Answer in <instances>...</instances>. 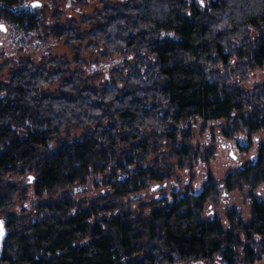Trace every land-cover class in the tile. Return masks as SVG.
Wrapping results in <instances>:
<instances>
[{"label":"trees","instance_id":"obj_1","mask_svg":"<svg viewBox=\"0 0 264 264\" xmlns=\"http://www.w3.org/2000/svg\"><path fill=\"white\" fill-rule=\"evenodd\" d=\"M53 1L64 11L60 0ZM15 2L17 0H5L9 5ZM77 3L84 6L85 0H77ZM108 7L103 3L104 9ZM3 13L11 15L0 11V15ZM99 14L98 6L79 16L65 17V12H57V25L49 33L57 39L65 33H75L74 37L68 36L62 41L74 52L70 60L64 54H49L39 62L31 57L21 58L20 66L14 68H7V59L0 63V89L16 93L15 97L9 95L0 99V121H4L0 123V144L4 145L0 149V219L6 228L2 263L189 264L218 258L223 264L264 261V194L250 193L245 219L233 208L222 218L204 215L206 203L220 194L221 184L228 191L264 185V144L258 147L253 164L249 162L241 171L229 172L220 181L208 176L210 180L196 192L190 185L194 164L207 163L214 153L212 148L191 142L193 126L200 123L204 128L208 121H221L209 125L208 129L220 132L227 140L236 137L238 132L245 133L247 140H251L252 133L264 130V82L243 89L239 82L229 84L220 69L206 72L204 65L195 61L169 68L168 54L171 52L174 56L177 52V45L169 43L154 49L160 58L161 72L168 77L155 90L163 92L171 106L163 111L161 119L167 121L170 117L173 121L163 133L154 129L143 133L139 129L116 132V117L121 121L119 127L123 128L131 126L135 113L131 109H116L112 113L111 104L104 105L101 101H94L92 106L104 109L103 114L110 117L108 123L105 125L98 120L96 129L91 132L85 129L73 135L67 130L56 135L53 149H48L47 144L54 132L59 133L58 127L44 131L28 129L27 135L12 130V123H22L24 118L33 119L35 124L51 123L50 117H39L40 104L33 110L24 101L30 89L16 81L25 80V73L30 76L25 81L28 85L37 77L47 81L64 73L55 91L39 92L41 103L50 98L71 101L81 98L85 91L97 94L101 90L91 77L82 78L81 85H74L78 89L75 93L62 90L64 85L73 84L76 74L82 71L71 65L85 60L78 54L93 45L87 37L105 26L99 21L89 24ZM198 17L195 6L191 18L177 17L175 30L183 41L178 47L195 55L197 61L202 53H208L205 58L215 63L216 58L209 51L213 42L196 43L207 31V25ZM250 22L259 26L258 21ZM222 37V33L217 34V39ZM73 38L86 42L72 45ZM215 47L227 66L231 54L224 52L219 43ZM236 54L239 59L230 71L239 72L244 80L251 69L264 65V30L247 48L238 47ZM57 62L60 66L48 67ZM29 64L35 71H30ZM5 76L7 79L2 78ZM196 77H200L199 81ZM102 90L108 91L107 83ZM116 99L123 103L122 96ZM135 102L141 103L139 98ZM157 107L159 103L155 100L151 105H144L139 109L143 113L141 119ZM181 121L185 122L183 128L179 127ZM97 133L106 140L97 139ZM129 165H132L131 170ZM185 169L190 182L181 184L179 173ZM120 172L125 174L122 179L117 178ZM28 175L34 177L31 183L25 179ZM172 180L176 184L171 187ZM102 186L104 191H100ZM154 187L163 193L158 198L148 191ZM76 188H80L82 194L76 193ZM142 192L146 195L141 196ZM224 220L229 227L224 226ZM257 235L259 240L255 238Z\"/></svg>","mask_w":264,"mask_h":264},{"label":"clouds","instance_id":"obj_2","mask_svg":"<svg viewBox=\"0 0 264 264\" xmlns=\"http://www.w3.org/2000/svg\"><path fill=\"white\" fill-rule=\"evenodd\" d=\"M103 3H107L109 7L104 9ZM45 4L47 9L44 11L50 14L53 7L56 6L53 4V0H17L10 5L5 3V0H0V11L6 10L15 14L20 9H26L31 13L36 9H43ZM60 4L64 9L65 17L79 16L82 12H91L93 7L98 6L100 14L96 15L94 21H89V24L99 21L105 25L102 30H96L93 35L87 37L88 40L93 41V45L84 52L86 60L71 65V67L80 68L82 71L76 74L73 84L64 85L62 90L66 93H75L78 89L74 85H81L82 78L89 77L94 78V82L101 90L97 94L85 91L81 98L71 101L50 98L41 103L39 92L44 89L55 91L59 87L61 76L64 73L54 75L47 81L37 77L32 80L31 85L25 83L30 79L28 73H25V80L18 79L16 81L30 89L24 97V101L31 105L33 110H37V104H40L39 117L41 119L50 117L51 123L35 124L33 119L24 118L22 123H12V130L16 134L27 135L28 129L39 128L44 131L50 128L54 130L58 127L59 133L54 132L53 138L48 141V149H53L56 146V135L64 134L67 130H71L73 135H79L85 129H88L89 132L95 130L98 120H102L105 125L108 123L110 117L103 114V108L93 107L94 101H101L104 105L111 104L112 113H115L116 109H131L135 113L136 118L131 126L125 125L123 128L119 127L121 121L117 116L116 132H132L134 129H139L143 133L154 129L158 133H163L167 124L173 123V121L170 117L167 121L161 119L163 111L170 109L171 106L169 98L163 92L155 90L165 83L168 77L161 72L160 58L154 49L162 48L169 43L177 45L176 54L174 56L171 52L168 54L170 58L167 66L169 68L175 65H187L189 62L195 61L204 65L206 72L213 68L220 69L229 84L239 82L248 88L252 87L254 80L251 77L242 80L239 72L232 73L230 69L236 67V62L239 59L236 49L238 47L247 48L249 42H254L260 32L264 30V0H85L84 6L78 5L77 0H60ZM193 6L199 11L197 19L207 25V31L197 38L196 43H200L201 40L213 42L209 51L211 56L216 58L215 63L205 58L208 53H202L197 61L195 55L178 47L183 41L175 30V25L178 23L177 17L191 18ZM110 17L111 19H109ZM252 20L258 21L259 26L251 23ZM53 22L54 18L50 15L46 17L44 14H40L38 20L40 27L26 31L28 24L26 18H23L24 27H22L19 24L10 23L3 15H0V25H2L0 27V63L7 59L9 61L7 68H14L20 66L21 56H32L35 61L39 62L42 57H48L50 53L55 54L63 39L68 36L74 37L75 33H65V36L59 39L55 37L38 38L44 35L43 25H51ZM218 33H222L223 37L217 39ZM130 41L134 42L130 43ZM85 42L74 38L71 40L72 45ZM217 43L222 45L224 52L231 54L227 66L217 55L215 47ZM58 66H60L59 62L48 65L50 68ZM28 67L30 71H35L31 64ZM46 75L47 72H45ZM2 78L7 79L6 76ZM199 79L200 77H196L197 81ZM105 83L108 85L106 93L102 90ZM148 87H152L154 90H142ZM129 92L131 94H126ZM9 95L15 97L16 93H9L8 89H0V99ZM118 95L122 96L123 103L116 99ZM33 97L37 99L33 100ZM136 98H139L140 104L135 102ZM153 100L159 103V107L154 109L148 117L141 119L143 113L139 109L144 105H151ZM235 114V112L232 113L233 116ZM0 123H4V121H0ZM211 123L219 124L221 121H211ZM179 127H185V122L181 121ZM113 134L115 135V132ZM217 136H220L219 132ZM236 136L244 138L243 133L238 132ZM97 139L106 140L98 133ZM204 143H208V140L206 139ZM3 147L4 145L0 144V149ZM239 156L240 153L237 152L236 156H233L228 163L235 161L237 166L240 165L243 161L238 158ZM251 156H255L254 149ZM131 167L132 165H129V170ZM124 175L123 172H120L117 178L122 179ZM182 175L184 179L181 184H187V169ZM205 178L201 175L194 183V188L199 189L201 180ZM25 179L31 183L34 177L28 175ZM169 183L176 184V181L172 180ZM164 187H168V185H164ZM220 188L223 190V184L220 185ZM100 191H104L103 186ZM148 191L156 195L157 198L159 197L155 188H149ZM75 192L81 193V189L76 188ZM257 192L264 194V185ZM140 195L145 196L146 194L142 192ZM220 199L225 204L229 203L223 199V196ZM168 200H172L171 195L168 196ZM16 210L19 211V208ZM72 212H75V209H72ZM211 214V211L206 208L204 215ZM224 226L226 228L230 226L227 220H224ZM4 234L2 221H0V253L3 252ZM255 238L260 239L258 235ZM84 242L86 241H81V243Z\"/></svg>","mask_w":264,"mask_h":264},{"label":"rangeland","instance_id":"obj_3","mask_svg":"<svg viewBox=\"0 0 264 264\" xmlns=\"http://www.w3.org/2000/svg\"><path fill=\"white\" fill-rule=\"evenodd\" d=\"M21 51H23L21 49ZM85 50H81L80 54L78 56L83 57L86 60V57L84 55ZM52 54V53H50ZM64 54L65 58L71 59L74 55V52L70 51L68 47L63 45V42H61L59 50L55 52L53 55H59ZM24 57H31L32 56H21V58ZM252 78L254 80L252 87L264 82V65L261 67H256L251 69L247 74L244 80H247L248 78ZM239 86L243 89H250L245 84L239 83ZM251 87V88H252ZM208 125L204 128L200 125V123H197L193 126V137H192V143L203 145L206 148H212L213 150V156L209 158V161L207 163L199 161L198 163L194 164V174L191 178L192 181L190 182V176L187 172V179L190 182V185L192 186V191L196 192L199 189L194 188V183L197 179L203 175V177H206L205 179L201 180L200 187L208 182L210 179L208 176H210L211 180L214 181H220L229 171L236 170L240 168L241 166L245 165L246 163L252 162L254 158L257 155L258 146L259 144H264V130H260L258 132L252 133L250 139L247 140L244 134V138L241 139L238 136L235 137V139H229L227 140L222 136V134L219 132L220 136H217L218 132H214L213 130H209V125L214 126L215 124L211 123V121L207 122ZM214 134H212V133ZM207 133V135H205ZM208 140V143H204L205 140ZM213 139V140H212ZM253 149L255 150V156L252 157L251 153L253 152ZM237 152L240 153V156L238 157L243 161L240 165H236L235 161L232 163H228L229 160L232 159L233 156H236ZM225 165H227L225 167ZM199 168V171L197 169ZM184 172L179 173V177L184 179V176L182 175ZM171 187L174 186V184L170 185ZM262 185H259L258 187H251V186H244L241 189H232L230 191L223 188V190H220V194L216 197V199L206 203L205 209L207 208L213 215H216V217L222 218L225 214V212L228 209H236L239 212H241L242 217L245 219L248 216V209H249V195L250 193H258L257 190ZM221 189V188H220ZM159 195H161L162 192H158ZM163 194V193H162ZM261 194H258L260 196ZM221 196H223V199L226 201H229V203H223L221 201ZM204 209V211H205ZM211 214V215H212ZM210 216V215H208ZM263 262L257 261L255 264H262Z\"/></svg>","mask_w":264,"mask_h":264},{"label":"flooded vegetation","instance_id":"obj_4","mask_svg":"<svg viewBox=\"0 0 264 264\" xmlns=\"http://www.w3.org/2000/svg\"><path fill=\"white\" fill-rule=\"evenodd\" d=\"M53 4L54 5H58L56 3V1H53ZM53 7V9L51 10V13H47L44 11V9H47V5L45 4L43 9H36L34 10L33 12L29 13L26 9H20L17 13L13 14V13H10L11 15H6L4 14V18L6 20H8L10 23H16V24H19L20 26L24 27V24H23V18H26L28 20V24L26 26V31L27 30H33V27L34 26V29L40 27V24L38 23V20H39V15L40 14H44L46 17L48 15H50L52 18H54V22L53 24L51 25H48V24H44L43 25V31H44V35L41 36V37H38L40 39H46V38H49V37H54V36H51L52 34H50V29L54 28L56 25H57V18H58V15H57V12L58 13H64V11L62 9H59L60 8V5L57 6V7ZM62 10V11H61ZM6 11V10H5ZM261 144H259L260 146ZM258 146V147H259ZM249 163H246L245 165L241 166L240 168L236 169V170H233V171H229V172H238V171H241L243 168H245ZM250 164H253V162H251ZM228 172V173H229ZM156 189V187H154ZM203 186L200 187V189H202ZM199 189V190H200ZM211 217H216V215H210ZM1 220V219H0ZM2 221V220H1ZM2 224H3V228H4V231L6 233V228H5V225H4V222L2 221ZM5 236V234H4ZM4 239V238H3ZM2 253H0V264H4L2 263ZM262 260V264H264V261L263 259H257V261H260ZM189 264H223L222 261L218 258L212 262H205L203 260H195V261H192L191 263ZM255 264V263H254Z\"/></svg>","mask_w":264,"mask_h":264},{"label":"snow or ice","instance_id":"obj_5","mask_svg":"<svg viewBox=\"0 0 264 264\" xmlns=\"http://www.w3.org/2000/svg\"><path fill=\"white\" fill-rule=\"evenodd\" d=\"M0 27H2V25H0Z\"/></svg>","mask_w":264,"mask_h":264},{"label":"water","instance_id":"obj_6","mask_svg":"<svg viewBox=\"0 0 264 264\" xmlns=\"http://www.w3.org/2000/svg\"><path fill=\"white\" fill-rule=\"evenodd\" d=\"M1 221V220H0ZM3 225V224H2ZM5 232V231H4Z\"/></svg>","mask_w":264,"mask_h":264}]
</instances>
